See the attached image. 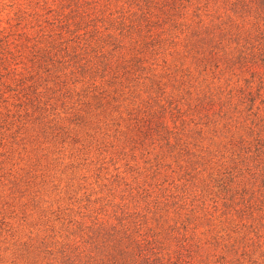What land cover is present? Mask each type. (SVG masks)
<instances>
[{"label":"trees","instance_id":"1","mask_svg":"<svg viewBox=\"0 0 264 264\" xmlns=\"http://www.w3.org/2000/svg\"><path fill=\"white\" fill-rule=\"evenodd\" d=\"M42 2L0 48V190L58 206L0 264H264V0Z\"/></svg>","mask_w":264,"mask_h":264},{"label":"rangeland","instance_id":"2","mask_svg":"<svg viewBox=\"0 0 264 264\" xmlns=\"http://www.w3.org/2000/svg\"><path fill=\"white\" fill-rule=\"evenodd\" d=\"M43 0H0V48L6 41L14 45L18 35L24 31L32 32L35 27V12L45 13ZM60 0H53L58 5ZM120 4V3H119ZM115 4V5H119ZM30 140V136L28 135ZM33 150V149H32ZM29 156L17 158L15 170L19 175L25 174ZM41 171L34 172L31 182L27 179L17 188L6 187L0 190V218H5V224L0 223V251L8 255V249L13 242L21 241L32 230L25 222H35L39 218L40 209L34 208V197L39 193L44 200L52 201L56 207L58 195L50 191V184L43 185ZM50 197V198H47ZM46 204V203H45ZM46 206V205H45Z\"/></svg>","mask_w":264,"mask_h":264}]
</instances>
